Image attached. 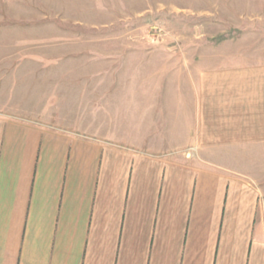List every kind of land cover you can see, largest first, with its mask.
I'll return each instance as SVG.
<instances>
[{
	"label": "crops",
	"instance_id": "crops-1",
	"mask_svg": "<svg viewBox=\"0 0 264 264\" xmlns=\"http://www.w3.org/2000/svg\"><path fill=\"white\" fill-rule=\"evenodd\" d=\"M194 75L131 138L0 114V264H264V64Z\"/></svg>",
	"mask_w": 264,
	"mask_h": 264
},
{
	"label": "rangeland",
	"instance_id": "rangeland-1",
	"mask_svg": "<svg viewBox=\"0 0 264 264\" xmlns=\"http://www.w3.org/2000/svg\"><path fill=\"white\" fill-rule=\"evenodd\" d=\"M260 63L264 0H0V114L15 119L131 138L135 97ZM231 153L243 171L264 157Z\"/></svg>",
	"mask_w": 264,
	"mask_h": 264
}]
</instances>
